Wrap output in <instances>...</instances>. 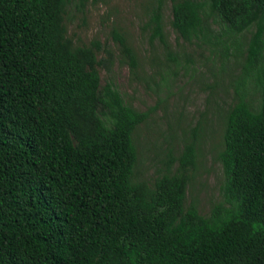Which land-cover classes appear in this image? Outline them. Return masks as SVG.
I'll list each match as a JSON object with an SVG mask.
<instances>
[{
    "label": "trees",
    "instance_id": "1",
    "mask_svg": "<svg viewBox=\"0 0 264 264\" xmlns=\"http://www.w3.org/2000/svg\"><path fill=\"white\" fill-rule=\"evenodd\" d=\"M71 1L89 0H0V264H264V0H169L188 43L210 41L206 10L231 42L225 53L255 26L244 73L254 70L261 101L252 110L237 86L219 154L224 201L208 216L184 206L193 141L153 183L132 181L133 134L149 112L101 87L100 42L67 35ZM165 1L149 7L151 47H168ZM113 38L136 72L130 43Z\"/></svg>",
    "mask_w": 264,
    "mask_h": 264
},
{
    "label": "rangeland",
    "instance_id": "2",
    "mask_svg": "<svg viewBox=\"0 0 264 264\" xmlns=\"http://www.w3.org/2000/svg\"><path fill=\"white\" fill-rule=\"evenodd\" d=\"M154 1L89 0L83 6L71 1L65 8L64 24L75 45L100 42L102 48L97 58L106 59L98 66L101 87L110 83L125 104L149 112L133 134L138 157L132 181L153 183L168 172L165 163L169 152L178 156L184 144L193 141L195 167L190 170L184 206H193L208 216L215 204L224 201L225 174L219 154L224 148L228 111L238 95L243 96L252 110H257L261 101L254 70L244 73L248 43L255 26L237 37L240 52L230 46L225 53L222 47L231 42L221 34V25L206 10L210 41L188 43L172 28L171 5L166 0L163 31L168 47L158 39L151 47L150 32L144 24ZM115 32L123 35L134 49L139 62L136 72L122 56L113 38Z\"/></svg>",
    "mask_w": 264,
    "mask_h": 264
}]
</instances>
